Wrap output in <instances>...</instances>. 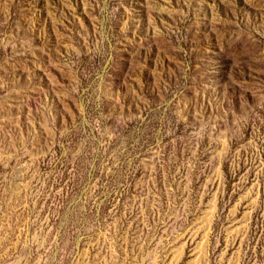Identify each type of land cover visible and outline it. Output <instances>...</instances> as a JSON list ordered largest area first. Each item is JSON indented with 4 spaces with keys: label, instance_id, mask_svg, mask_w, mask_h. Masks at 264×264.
<instances>
[{
    "label": "rangeland",
    "instance_id": "obj_1",
    "mask_svg": "<svg viewBox=\"0 0 264 264\" xmlns=\"http://www.w3.org/2000/svg\"><path fill=\"white\" fill-rule=\"evenodd\" d=\"M0 264H264V0H0Z\"/></svg>",
    "mask_w": 264,
    "mask_h": 264
}]
</instances>
